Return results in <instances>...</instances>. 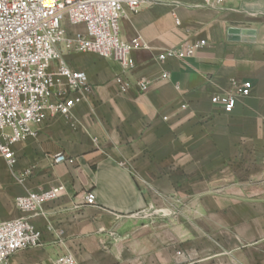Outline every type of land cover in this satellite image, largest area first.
Returning a JSON list of instances; mask_svg holds the SVG:
<instances>
[{
    "label": "crops",
    "instance_id": "1",
    "mask_svg": "<svg viewBox=\"0 0 264 264\" xmlns=\"http://www.w3.org/2000/svg\"><path fill=\"white\" fill-rule=\"evenodd\" d=\"M230 28L253 39H230ZM119 33L145 44L131 52L125 77L132 86L120 91L115 60L66 53L91 87L87 98L70 120L49 115L35 136L15 143L12 167L0 156V220L27 218L41 232L39 246L9 263L71 256L77 264H264V0L145 5L121 18ZM200 39L206 44L191 57L157 59ZM140 78L148 81L144 91L135 84ZM232 78L252 88L226 112L211 97L232 92ZM59 152L73 162L53 163ZM59 185L61 195L39 210L14 204L18 195ZM90 190L94 204L84 200ZM176 214L221 224L238 214L237 244H189V259L178 256Z\"/></svg>",
    "mask_w": 264,
    "mask_h": 264
},
{
    "label": "built area",
    "instance_id": "2",
    "mask_svg": "<svg viewBox=\"0 0 264 264\" xmlns=\"http://www.w3.org/2000/svg\"><path fill=\"white\" fill-rule=\"evenodd\" d=\"M167 0H0V156L12 167V147L35 136L36 125L49 115L72 117L75 104L86 99L91 91L83 72L69 67L66 53H96L115 60L121 71L114 81L121 92L132 83L125 77L134 67L133 50L145 47L140 37H120V20L136 14L145 5ZM205 6L233 0H201ZM83 26L70 31L67 26ZM206 44L205 40L180 43L160 52L157 59H185ZM167 74H163L166 77ZM232 92L214 95L211 101L230 112L239 97L249 96L252 83L230 80ZM141 91L148 81L135 82ZM53 163L73 159L59 152ZM29 169L24 170V175ZM22 181L23 177L17 178ZM63 186L42 191H28L14 198L18 210L32 212L43 203L61 195ZM86 204H94L95 195L88 191ZM41 232L27 218L0 220V264H10V257L19 250L39 246ZM55 264H75L71 256L58 257Z\"/></svg>",
    "mask_w": 264,
    "mask_h": 264
},
{
    "label": "rangeland",
    "instance_id": "3",
    "mask_svg": "<svg viewBox=\"0 0 264 264\" xmlns=\"http://www.w3.org/2000/svg\"><path fill=\"white\" fill-rule=\"evenodd\" d=\"M68 30H72V26H67ZM73 31V30H72ZM158 214H149V216L157 217ZM238 214H230L229 219H224V223L221 224V220H207L205 217H200L198 214H176L173 222L179 226L178 243L179 250L176 251L178 256H185L189 259V244L193 246H205V244L220 245L222 243L232 246L237 244L238 241ZM160 216V215H159ZM247 223L250 222V218H246ZM219 221V223H218ZM217 223L216 224H213ZM207 223H210L206 225ZM223 225L228 233H222L221 226ZM220 227V228H219ZM167 242H169L167 240ZM205 251H197L198 256H202ZM211 252V251H209ZM62 257V256H61ZM56 260V259H55ZM55 260L53 264H55ZM75 261V260H74ZM75 264H77L75 262Z\"/></svg>",
    "mask_w": 264,
    "mask_h": 264
},
{
    "label": "water",
    "instance_id": "4",
    "mask_svg": "<svg viewBox=\"0 0 264 264\" xmlns=\"http://www.w3.org/2000/svg\"><path fill=\"white\" fill-rule=\"evenodd\" d=\"M228 33H229L230 39H233V40H237V39L251 40V39H253V38H251V36H249L252 34V32L248 31V30L240 31L239 29H236V28H230ZM238 35H241V36H238Z\"/></svg>",
    "mask_w": 264,
    "mask_h": 264
}]
</instances>
